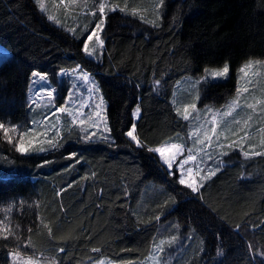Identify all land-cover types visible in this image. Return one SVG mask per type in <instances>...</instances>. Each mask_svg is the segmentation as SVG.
<instances>
[{"label":"trees","instance_id":"16d2710c","mask_svg":"<svg viewBox=\"0 0 264 264\" xmlns=\"http://www.w3.org/2000/svg\"><path fill=\"white\" fill-rule=\"evenodd\" d=\"M161 1L151 20L155 0H109L124 10H106L103 49L92 58L82 49L97 11L57 24L36 0H0V45L11 55L0 65V123L9 130L0 129V264L14 250L58 264L140 262L173 235L170 248L180 246L170 264H264V155L235 150L192 193L148 151L187 140L174 103L180 80L227 64L228 78L200 86L199 105L221 107L241 67L264 60V0ZM76 67L98 80L109 139L87 141L68 127L42 154L17 151L12 129L31 121L33 71L53 78ZM132 123L143 147L126 136Z\"/></svg>","mask_w":264,"mask_h":264},{"label":"rangeland","instance_id":"374dc122","mask_svg":"<svg viewBox=\"0 0 264 264\" xmlns=\"http://www.w3.org/2000/svg\"><path fill=\"white\" fill-rule=\"evenodd\" d=\"M41 2L47 9L46 13L56 18L58 23L54 22L57 24L64 21L63 23L78 25L89 11L91 13L97 11V16L100 15L98 0H63L62 3L61 0H41ZM99 2L105 3V12L115 6L114 4L110 5L109 0H99ZM161 5V0H155V3L152 4L151 20H156L161 16ZM138 13L142 16L145 15L142 10H138ZM103 28L104 25H102ZM70 30L72 31V29ZM97 34L102 39V32ZM96 44V38L93 37V40L89 42L90 50ZM102 49L103 46L102 48L97 47L92 58L99 56ZM10 57V53L0 45V65ZM221 69L222 67L209 68L208 70L218 71ZM241 69L238 73L236 93L221 107L201 106L199 99L202 84L223 79L205 81L204 74L199 77H186L179 81L174 96V103L178 112L182 116L185 106L195 104L196 108L193 110L189 107L187 140L183 143L172 142L159 146V148H170L172 144L182 146L183 155H174L175 149L165 152V156H174L171 171H177V163L191 153L196 156L194 163L199 168L197 173V167H193V177L200 181V177H206L209 171L216 172L220 169L225 163V156L232 154L235 150L240 151L242 155L245 151L249 152L248 157L256 155V153H264V60H251L244 64ZM34 72L40 73L47 83L39 80L38 77L31 76L27 94L31 109V121L23 130L17 128H14L15 131L12 130L13 135L17 137V146L21 137L23 138L24 147L27 149L25 154L46 152L58 143L60 136L63 135V130L68 127H78L84 137L93 132L96 135L92 138L110 136V132L107 131L110 128L106 116V104L95 76L81 67L61 69L53 78L37 69ZM85 73L89 77L88 80L83 79ZM228 77L229 73L227 74ZM38 80L39 82H34ZM53 89L55 90L54 95L49 97L47 93ZM232 101H237L239 106L229 109V104ZM96 105H99V108ZM60 108L65 110L63 112L57 111ZM229 111L230 115L224 114ZM97 112H99V116L96 115ZM133 114L135 120L138 119L139 114L137 116L135 110ZM82 120L84 121L83 124H81ZM94 124L95 126H93ZM213 124L216 127V134L211 131ZM208 137H211L210 147H206ZM50 140L51 144L49 143ZM199 140H204V144L199 143ZM218 145H223V147H218ZM41 148L45 151H39ZM160 159L162 160L161 157ZM192 163L185 165V169L192 166ZM206 179L200 182L203 183ZM175 241L176 236L174 235L161 237L148 258L140 262H117L105 257L89 264H170L177 257V249L180 246L178 244V246L170 248L171 244L176 243ZM158 246L163 251H157ZM11 253L15 255H10V264H58L54 258L44 254H29L21 250H14Z\"/></svg>","mask_w":264,"mask_h":264},{"label":"snow or ice","instance_id":"6c2138e0","mask_svg":"<svg viewBox=\"0 0 264 264\" xmlns=\"http://www.w3.org/2000/svg\"><path fill=\"white\" fill-rule=\"evenodd\" d=\"M63 2V0H61V3ZM36 3L39 5V10L42 11V12H46L47 9L45 8L44 4L41 2V0H36ZM105 8H106V5L105 3L103 2H99L98 0V10H99V13H100V16L98 18V21L97 23L94 25V27L91 29V31L86 35L85 37V42L83 43V52L88 55L89 57H92L93 54L95 53L96 51V48L97 47H101L103 46V40L100 38V36L97 34L98 32H102L103 29H102V25H104V22H105V16H104V13H105ZM109 11H123L124 9L122 8H118L116 6H113L111 8L108 9ZM92 15H96L95 12L91 13ZM47 19L49 20H52V21H56V18L54 16H47ZM58 23V21H56ZM93 37L96 38V41H97V44L93 46V48L90 50L89 48V42H91L93 40ZM82 71V70H81ZM241 71H243V69H241ZM229 73V66L227 64H225L221 70H212V71H209L208 69H205V77H204V80H215V79H224V78H227V74ZM34 77H38L39 80H43L44 83H47L46 79L41 76L40 73L38 72H34L32 74ZM83 79L84 80H88L89 77L88 75L85 73L83 75ZM38 81H34V82H39ZM203 82V81H202ZM160 81H156V84L159 85ZM245 91H247V89H245ZM54 92L55 90H51L49 91L47 94L49 97H52L54 95ZM238 94H239V89H238ZM101 102H102V97H101ZM238 103L237 101H232L230 104H229V109H232L234 107H238ZM97 108H99V105H96ZM189 107H191L193 110H195L196 106L195 104H192V105H189V106H185L184 108V112L182 114V118L184 120H189ZM249 107H251V105H249ZM65 109L64 108H60V109H57V111H60V112H63ZM140 112V108L139 106L136 107L135 109V114L138 116ZM225 115H230V111L229 112H225L224 113ZM97 116H99V112L96 113ZM33 124H35V122H32ZM84 121L82 120L81 121V124H83ZM95 126V124L93 125ZM0 129H3L4 130V135L7 136L8 135V129L5 128V124L4 123H0ZM13 131H15V129H12ZM86 131V130H85ZM107 131L110 132V129H108ZM137 131L136 129V124L135 123H132L130 124L129 126V130L126 132V136L129 138V141L134 143L137 147H143L144 145L141 144L138 136L135 134ZM211 131L213 134H216V127H215V124H213V127L211 128ZM96 135L95 132L87 135L84 137L85 140L87 141H91L92 140V137H94ZM102 139L104 140H108L109 137L108 136H104L102 137ZM208 144L206 145V147H210L211 146V137H208ZM8 140H9V143L12 142V138L11 137H8ZM49 143L51 144V140L49 141ZM199 143L201 144H204V140H199ZM53 147H56V145H53ZM218 147H223V145H218ZM181 148L182 146L180 145H176V144H172L170 146V148H154V149H148V151H152V152H155L158 154L159 157L162 158V162L166 165V167L168 169H172L173 168V163H174V156H165V152L166 151H171L172 149H175L176 150V153L174 155H183V152L181 151ZM17 151H20L22 153L26 152L27 149L24 147V141H23V138L21 137L19 143H18V146H17ZM39 151L43 152L45 151V149L41 148L39 149ZM257 155H264V153H256ZM74 155V154H73ZM243 155L245 157H248L249 156V152L245 151L243 152ZM209 158H211L209 156ZM196 161V156L189 153V155L187 157H185L183 160H180L178 163H177V172L179 173V179H178V183L180 185H184L186 186L188 189L191 190L192 193H199L200 192V188L203 187V184L200 182V181H203L204 179L206 178H209L211 175H214L215 172L214 171H209L208 172V175L206 177H200V181H198L197 179H195L193 177V167H197V173L199 171V168H198V165H195V162ZM190 162H193L192 163V166H189L185 169V165H189ZM173 175H175L176 173H171ZM186 177V178H185ZM157 219H159V217H157ZM4 231H7V230H4ZM51 231V230H49ZM4 239H8V236L7 235H4L3 236ZM173 239H175V237H173ZM249 250L251 252V245H249ZM61 251H63V249H61ZM94 251H97V249H94ZM157 251H163V249L161 247H157ZM10 255H15L14 253H10ZM264 255V254H262Z\"/></svg>","mask_w":264,"mask_h":264},{"label":"bare ground","instance_id":"6f19581e","mask_svg":"<svg viewBox=\"0 0 264 264\" xmlns=\"http://www.w3.org/2000/svg\"><path fill=\"white\" fill-rule=\"evenodd\" d=\"M233 140V139H232Z\"/></svg>","mask_w":264,"mask_h":264}]
</instances>
